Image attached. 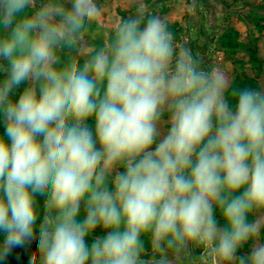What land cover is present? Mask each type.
<instances>
[{
    "label": "clouds",
    "instance_id": "9594fccd",
    "mask_svg": "<svg viewBox=\"0 0 264 264\" xmlns=\"http://www.w3.org/2000/svg\"><path fill=\"white\" fill-rule=\"evenodd\" d=\"M98 14L0 0V261L264 264V85L204 67L144 0L99 41Z\"/></svg>",
    "mask_w": 264,
    "mask_h": 264
},
{
    "label": "rangeland",
    "instance_id": "374dc122",
    "mask_svg": "<svg viewBox=\"0 0 264 264\" xmlns=\"http://www.w3.org/2000/svg\"><path fill=\"white\" fill-rule=\"evenodd\" d=\"M99 14L96 22L104 28L95 32L99 41L106 37L107 29L132 14L138 0H95ZM152 10H159L170 24L179 22V49H189L203 60L206 68H217L232 82L248 76L255 87L264 85V0H144ZM195 3V11L192 5ZM238 31L242 46L236 50L224 47L220 38L231 30ZM256 46L261 66L251 61L249 46ZM101 229L96 234L101 233ZM147 243V240H145ZM31 253L37 245L26 247Z\"/></svg>",
    "mask_w": 264,
    "mask_h": 264
},
{
    "label": "trees",
    "instance_id": "16d2710c",
    "mask_svg": "<svg viewBox=\"0 0 264 264\" xmlns=\"http://www.w3.org/2000/svg\"><path fill=\"white\" fill-rule=\"evenodd\" d=\"M148 2L150 0H147ZM257 26L259 27V30L264 29V24H262L260 21H257ZM97 30H104L103 27H101L96 21L93 26ZM171 30L175 33V38L176 40L179 37L180 33V27H179V22H174L173 24H170ZM221 44L228 48L229 50H236L240 46H242V43L238 39V31L236 30H231L227 33H225L221 38H220ZM248 50L252 53L251 61L256 65H260L262 61L258 57V49L257 47L254 46H249ZM232 85L234 87H244V86H252L255 87L252 83V79L248 76L245 77H237L232 81ZM3 131V126L0 125V132ZM42 198L39 199V203L42 205ZM221 223L223 221L221 220ZM89 243L91 242V237L88 238ZM3 241V234L0 233V243ZM32 253L26 249V247H20L14 249L11 254L8 256V258L5 261H0V264H29V258Z\"/></svg>",
    "mask_w": 264,
    "mask_h": 264
}]
</instances>
